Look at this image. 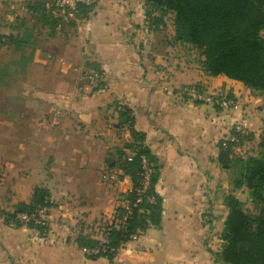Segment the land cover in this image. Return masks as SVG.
Here are the masks:
<instances>
[{
    "label": "crops",
    "instance_id": "obj_1",
    "mask_svg": "<svg viewBox=\"0 0 264 264\" xmlns=\"http://www.w3.org/2000/svg\"><path fill=\"white\" fill-rule=\"evenodd\" d=\"M33 1L0 0L19 6L6 21L13 39L0 45V81H13L0 100V264H216L224 197L236 191L231 170L218 164L219 142L241 121L248 135L233 150L256 151L264 93L206 74L201 53L174 41L172 15L152 24L144 0H96L83 18L69 13L53 30L41 25L37 41L18 25ZM175 45L185 56L171 55ZM92 71L102 76L100 88L89 82ZM193 84L233 105L190 100L182 89ZM135 133L156 167L159 223L138 230L116 256L90 258L80 242L106 236L134 185L121 162L134 156ZM36 187L49 192L41 231L9 216Z\"/></svg>",
    "mask_w": 264,
    "mask_h": 264
},
{
    "label": "trees",
    "instance_id": "obj_2",
    "mask_svg": "<svg viewBox=\"0 0 264 264\" xmlns=\"http://www.w3.org/2000/svg\"><path fill=\"white\" fill-rule=\"evenodd\" d=\"M50 1L28 2L26 10L36 16V22L53 30L60 19L45 13ZM96 3L94 0L90 5L79 4L71 19L85 17ZM144 3L146 17L156 26L162 23L165 15H172L174 41L189 44L201 53V67L206 74L224 75L240 81L252 91L264 93V37L261 34L264 29V0H144ZM29 34V31H24L22 38ZM8 39H13V36L0 32V44H5ZM119 112L126 115L127 111L120 109ZM238 144L226 139L220 141L218 164L231 170L234 190L247 191L251 201L260 205L257 213H249L244 211L233 192L225 195L228 212L221 235L223 241L213 258L216 264H264V137L258 143L259 149L255 155L235 152L233 148ZM131 149L134 152L131 161L125 158L121 163L126 162L124 168L133 175L134 185L123 199L132 201L135 198L139 186L140 154L145 155L155 169L149 188L141 203L132 209L120 227L113 224L107 228V239L100 243L106 247L105 252L85 254L90 258L114 257L115 250L138 230L159 223L162 207L154 188L156 167L137 133L134 134ZM48 196L47 189L34 188L31 201L19 203L9 216L15 219L17 212H32L39 206H49ZM147 196H153L154 200L149 202ZM115 211L119 216L123 209L119 205ZM26 225L40 231L44 227L32 223ZM98 244V240L87 239L79 245L82 248Z\"/></svg>",
    "mask_w": 264,
    "mask_h": 264
},
{
    "label": "built area",
    "instance_id": "obj_3",
    "mask_svg": "<svg viewBox=\"0 0 264 264\" xmlns=\"http://www.w3.org/2000/svg\"><path fill=\"white\" fill-rule=\"evenodd\" d=\"M93 2L94 0H51L46 5L45 13L52 17L59 18L60 20L62 18L66 19L69 13L72 14L77 10V6L79 4L90 5ZM88 79L94 88H100L103 82L101 74L97 71L90 72L88 74ZM182 91L192 101H201L223 108L231 107L233 105L232 99L228 98L227 96H223L215 92H205L202 87L196 84L186 86L182 89ZM118 109L120 110L121 108L118 107ZM247 135V126L241 121H238L233 124L232 132L229 133L225 139L232 143L238 144L242 139L244 140ZM139 161V186L135 191V198L132 201L124 199L120 201L119 205L122 207L123 211L119 216L116 215L117 213H114L115 215L113 218V224L116 227H120L126 220L127 216L131 213L132 209L141 203L146 191L149 188L152 175L155 172L152 163L148 161L145 155L140 154ZM146 198L149 202L154 200L153 196H147ZM48 211V205H42L32 212H17L15 214V220L24 225L27 223H32L34 225L40 226L45 224ZM105 249L106 247L104 245H96L93 247H82L81 252L87 255H97L100 252H105ZM115 253H117L116 250Z\"/></svg>",
    "mask_w": 264,
    "mask_h": 264
},
{
    "label": "rangeland",
    "instance_id": "obj_4",
    "mask_svg": "<svg viewBox=\"0 0 264 264\" xmlns=\"http://www.w3.org/2000/svg\"><path fill=\"white\" fill-rule=\"evenodd\" d=\"M17 7H19V6L18 5H12V4L9 5L6 2H0V30H1V33H4V34L7 33V29H6L7 22L6 21H8L9 19L14 18V16L12 15V13L10 11L15 9V8H17ZM72 17H73V15H72ZM35 18H36V16H32L30 13L26 16V18L22 17V16H18V19H20V20L24 19L23 22L20 21L21 22L20 25L22 27H24L25 29H28V30L32 31V34H34L33 37L37 41V38L39 39L41 34H42V32L40 33V31H39L40 30L39 27H41V28H43V27L41 26L42 25L41 23L35 21L36 20ZM17 23H19V22H17ZM31 25H32V27H30ZM169 26H170V21H169ZM41 31H43V30H41ZM153 35L155 36L154 38L157 41H160L164 37V35H162L160 32H158V33L155 32ZM0 45H2V44H0ZM159 48H162L163 52L165 53L166 49L164 47H162V46L160 47V45H159ZM146 49H149V48L146 47ZM0 54H2V55L6 54V49L5 48L2 49V47H0ZM171 55H173L176 58V57L185 56V53H183V51L181 52V50H178V47L175 45V47L171 50ZM190 55L192 56L194 54L191 53ZM12 84H13V81L7 80V78H5L2 81H0V100H4V103H6V99H8V94H6L7 93V88L9 86H12ZM204 91L205 92H209V93L210 92L217 93L216 91H213V90L212 91L204 90ZM5 109L6 108H3V111H5ZM1 133H2L1 135H6V133H7L6 128H2ZM262 136L264 137V134ZM262 136L260 137V141L262 139ZM258 149L259 148L257 147L256 151H254L251 154H253V155L257 154L258 153ZM245 154H247V153H245ZM245 154H243V155H245ZM234 192H235V196L242 203L244 211L249 212V213H257L258 212V206L260 205V203H257V204L253 203L251 201L250 196H249L247 191H245V190L244 191L243 190H236ZM234 192H233V194H234ZM44 225L45 224L40 225V226H44ZM111 225H113V223H111ZM41 228H44V227H41ZM36 230H38V229H36ZM106 239H107V235L102 237L100 240H98V242H99L98 245H100V243L101 244L104 243L106 241ZM119 249H120V247L117 248V250H119ZM117 250H116V252H118ZM116 255H117V253H115L114 256H116Z\"/></svg>",
    "mask_w": 264,
    "mask_h": 264
}]
</instances>
